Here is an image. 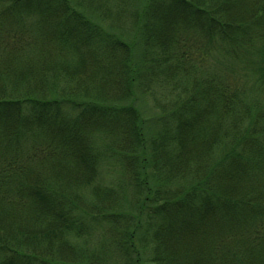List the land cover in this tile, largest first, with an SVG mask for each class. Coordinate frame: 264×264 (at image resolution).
Segmentation results:
<instances>
[{
    "label": "trees",
    "instance_id": "obj_1",
    "mask_svg": "<svg viewBox=\"0 0 264 264\" xmlns=\"http://www.w3.org/2000/svg\"><path fill=\"white\" fill-rule=\"evenodd\" d=\"M0 264H264V0H0Z\"/></svg>",
    "mask_w": 264,
    "mask_h": 264
},
{
    "label": "rangeland",
    "instance_id": "obj_2",
    "mask_svg": "<svg viewBox=\"0 0 264 264\" xmlns=\"http://www.w3.org/2000/svg\"><path fill=\"white\" fill-rule=\"evenodd\" d=\"M152 104L153 103H152L151 99L150 100H147L146 101V104H143L142 108H143V114L145 116H149L152 113L157 112V110H155L154 108H152Z\"/></svg>",
    "mask_w": 264,
    "mask_h": 264
}]
</instances>
